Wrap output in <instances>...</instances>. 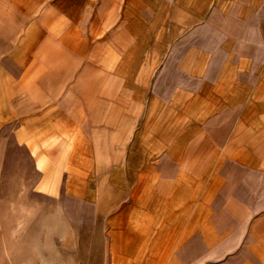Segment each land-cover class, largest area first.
I'll return each instance as SVG.
<instances>
[{"label": "crops", "instance_id": "obj_1", "mask_svg": "<svg viewBox=\"0 0 264 264\" xmlns=\"http://www.w3.org/2000/svg\"><path fill=\"white\" fill-rule=\"evenodd\" d=\"M19 142L108 264H264V0H0Z\"/></svg>", "mask_w": 264, "mask_h": 264}, {"label": "rangeland", "instance_id": "obj_2", "mask_svg": "<svg viewBox=\"0 0 264 264\" xmlns=\"http://www.w3.org/2000/svg\"><path fill=\"white\" fill-rule=\"evenodd\" d=\"M45 177L49 186L59 184L55 172ZM40 180L23 142L7 150L0 172V264H108V218L67 220L56 204L58 189H42Z\"/></svg>", "mask_w": 264, "mask_h": 264}, {"label": "built area", "instance_id": "obj_3", "mask_svg": "<svg viewBox=\"0 0 264 264\" xmlns=\"http://www.w3.org/2000/svg\"><path fill=\"white\" fill-rule=\"evenodd\" d=\"M261 68H262V64L258 65L254 72L257 73ZM226 160H227L226 157L221 156V162L222 163H224Z\"/></svg>", "mask_w": 264, "mask_h": 264}]
</instances>
